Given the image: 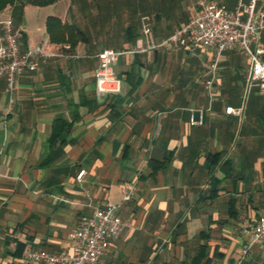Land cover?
Instances as JSON below:
<instances>
[{"label":"crops","instance_id":"0c3cea01","mask_svg":"<svg viewBox=\"0 0 264 264\" xmlns=\"http://www.w3.org/2000/svg\"><path fill=\"white\" fill-rule=\"evenodd\" d=\"M65 1L38 28L20 24L24 48L55 55L11 93L0 79V264L69 249V234L105 201L130 226L102 264H264V243L248 248L264 205V97L255 86L244 104L245 56H222L210 92L211 52L149 48L183 23L159 32L141 16L140 30L131 23L105 47L90 43L70 14L79 8ZM49 16L71 28V40H51ZM105 49L126 51L116 65L123 89L99 97ZM228 107H243V117ZM57 118L72 124L64 144L51 143ZM126 187L134 188L129 201Z\"/></svg>","mask_w":264,"mask_h":264},{"label":"built area","instance_id":"2783aa9c","mask_svg":"<svg viewBox=\"0 0 264 264\" xmlns=\"http://www.w3.org/2000/svg\"><path fill=\"white\" fill-rule=\"evenodd\" d=\"M232 9L227 0H200L197 11L181 27L159 44L149 48L166 51L204 48L211 52L209 76L206 81L212 92L221 69L222 56L238 52L245 56L248 68L245 74V100L251 90L259 87L264 97V0H235ZM0 79L7 82L12 92L18 78L26 72H37L53 55L43 45L24 48L26 31L17 25L13 16L0 21ZM145 32H148L145 30ZM141 49V45L139 46ZM126 51L105 49L98 54L99 64L95 72L96 92L99 97L119 95L123 82L117 76L116 65ZM228 114L243 117L244 108H227ZM194 123L198 120L193 119ZM85 170L78 179H82ZM134 196V188H124V201ZM91 206V205H90ZM93 212L84 216L77 229L69 234L70 248L59 253L34 250L25 253V263L45 264H102L111 242L130 226L119 214V205L102 202L92 206ZM253 244L264 243V205L259 218L251 227ZM247 249L245 250V252ZM239 264V263H238Z\"/></svg>","mask_w":264,"mask_h":264},{"label":"rangeland","instance_id":"374dc122","mask_svg":"<svg viewBox=\"0 0 264 264\" xmlns=\"http://www.w3.org/2000/svg\"><path fill=\"white\" fill-rule=\"evenodd\" d=\"M200 0H72V6L79 8L73 14V21L80 28L88 29L90 43L112 45L123 40L125 26L135 24L140 30V17L152 18L157 30L172 32L182 23L187 22L197 11ZM69 1L61 0L57 4L37 6L28 4L24 8L23 21L27 27L36 29L40 26L42 16L64 10ZM229 8L236 6L235 0H227ZM81 8V9H80ZM73 11V10H72ZM1 18L13 16L17 25L20 12L13 6H7L1 13ZM159 18V19H158ZM21 23L25 24V21ZM167 27V28H165ZM24 28V26H23ZM41 34L44 32H40ZM31 37V34L29 33ZM249 99L245 100L248 103ZM250 102V101H249ZM258 104H264L259 99Z\"/></svg>","mask_w":264,"mask_h":264},{"label":"trees","instance_id":"16d2710c","mask_svg":"<svg viewBox=\"0 0 264 264\" xmlns=\"http://www.w3.org/2000/svg\"><path fill=\"white\" fill-rule=\"evenodd\" d=\"M58 0H0V13L9 5L13 6L15 10L20 12V18L18 23L21 24L23 21L24 8L28 4L37 6H47L54 4ZM181 27V26H180ZM47 32L53 41H64L67 34L68 39L71 40L73 37L72 30L68 25L62 24L61 20L55 16H49L46 22ZM72 124L66 122L63 118H57L55 121L54 132L51 137V143H61L67 142V136L71 131Z\"/></svg>","mask_w":264,"mask_h":264}]
</instances>
